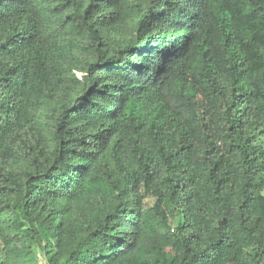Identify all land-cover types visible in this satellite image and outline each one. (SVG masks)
<instances>
[{
	"label": "trees",
	"instance_id": "1",
	"mask_svg": "<svg viewBox=\"0 0 264 264\" xmlns=\"http://www.w3.org/2000/svg\"><path fill=\"white\" fill-rule=\"evenodd\" d=\"M264 0H0V264H264Z\"/></svg>",
	"mask_w": 264,
	"mask_h": 264
},
{
	"label": "rangeland",
	"instance_id": "2",
	"mask_svg": "<svg viewBox=\"0 0 264 264\" xmlns=\"http://www.w3.org/2000/svg\"><path fill=\"white\" fill-rule=\"evenodd\" d=\"M260 142H261V144H262V147L264 148V138H262V139L260 140ZM263 195H264V192H263Z\"/></svg>",
	"mask_w": 264,
	"mask_h": 264
}]
</instances>
